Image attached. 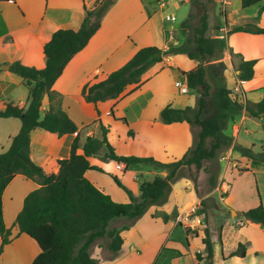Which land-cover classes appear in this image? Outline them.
<instances>
[{
	"label": "crops",
	"instance_id": "obj_1",
	"mask_svg": "<svg viewBox=\"0 0 264 264\" xmlns=\"http://www.w3.org/2000/svg\"><path fill=\"white\" fill-rule=\"evenodd\" d=\"M51 1L46 0L45 5H42V0H0V65H10L13 62H19L24 66L41 70L45 67L46 61L42 44L47 43L52 34L59 29L76 31L80 28L85 16L84 9L87 0H78L79 2L74 5L54 3L52 6L50 5ZM120 1L122 0H118L117 3ZM144 1L130 0L132 4L128 14L131 20L130 24L124 28L121 26L122 22L108 19L110 17L109 13L115 7L110 9L103 16L99 30L90 39L88 45L73 57L53 87L56 92L62 95V108L68 113L79 129L80 149L78 150V154H82L81 147L87 137L92 136L98 139H101V137L95 131L83 134V129L97 118L95 115L86 117L83 120L79 116L80 111L77 109L76 101L72 99L73 96H81V89L89 79L99 78V80H103L107 75L121 68L139 49L148 46L159 47L160 45H164L162 42L170 43L175 40L173 30L177 27L165 26L162 17L156 20L157 13L149 16L148 10L144 6ZM239 1L241 4V0ZM263 5L264 2L258 3L248 9H241L240 7L237 9L238 22H227L226 14L224 21H226V25L229 28L245 24H255L260 28H264ZM160 6L161 9L156 12L161 13L164 4H160ZM63 12L65 14L62 15ZM152 39L154 40L151 43ZM224 42L226 49L219 62L228 67L230 72L235 70L234 79L236 80V84H240L243 103L246 101L251 104L258 103L264 94V35L241 32L227 33ZM184 59L187 58H182L175 69L172 67H166L165 69L158 68L150 76L143 79L146 82L138 91L113 104L104 113L99 112L102 125L108 128L107 139L112 134L114 126L122 125L127 129L138 127L145 136L142 148L145 147L149 150V146L155 148L154 146L158 145L157 150L161 151V155L182 158L190 146L193 145V128L186 123H173L169 125L161 123L159 114L167 105L151 111L153 109L151 101L155 97L172 99L173 90L179 93V95H187L191 92L180 94L178 88H175L178 75H180L178 69H180ZM251 60H256L253 68V77L250 81L240 83L237 79V68L242 62ZM28 96V88L20 77L9 70L0 71V108H3L4 103H13L19 107L26 108ZM45 103L46 106H44ZM167 104L174 109L193 108L196 105V97L192 96V98L187 99L186 104L182 107L175 105L179 104V101L175 102L173 100L172 103ZM47 106L48 100L45 97L42 115L46 111ZM111 108H113V115L109 114ZM244 114L237 116L239 125L241 126L244 125L246 120L254 118L252 115L247 114L246 111ZM75 118L79 120V124L76 123ZM120 119H125L127 126L122 121H117ZM258 120L261 121V125L264 128V117H260ZM20 126V121L17 119H0V154L5 153L9 149L11 140L18 134ZM155 131L163 133L161 142H159L160 139L156 135L153 136ZM238 136L239 130L234 135V139ZM74 138L75 135H63L59 137L40 128L34 129L29 135L30 159L41 167L46 174H56L58 172L57 161L69 157L70 146ZM140 139L142 138L140 137ZM125 140L127 145L135 146L139 138L136 135L129 137L127 134ZM251 146L246 145L245 147ZM103 155L104 153L101 154V156ZM126 156L152 157L157 161L162 160L151 152L145 154L138 152L134 154L129 153ZM89 162L92 166L101 168L104 172L112 173V175L116 176L117 173L115 174L112 171V167L115 165L117 167L116 170L121 173V176L117 175L121 182L122 177L134 167L131 166L124 171L122 165L118 168V165L114 162H103L98 158H90ZM246 168L249 170L237 176L250 175L255 181V188L257 190L258 183L254 172L264 169V165L255 163L251 165L247 163ZM89 173H96L110 180L112 179L100 172H86L85 177L104 193L103 190L105 189L102 188V182H94L93 180L95 179L89 177ZM147 174L152 175L154 178L157 176L165 177V174H158L154 169ZM139 186L140 184L137 189L138 195ZM233 187L232 185L231 190L224 196L223 200L231 198ZM38 188L39 186L34 182L22 175H16L4 190L2 196L3 218L6 227L11 229L12 241L3 247L0 253V264H32L33 260L40 253L37 243L26 234H18V229L14 226L15 219L22 209L25 197ZM181 190L185 192L183 196H189V193L194 191V186L188 182ZM178 193L176 190H173V186L171 185L168 200L164 205L151 206L135 222L130 223L128 221L129 224L125 225L127 226L126 230H122L124 226L121 229L119 228L123 244L118 252L112 253L107 249L108 241L106 239H97L89 248L90 257L96 261V264H197L195 253L203 251L204 246L199 241L201 247L198 246L197 251H195V246H192L190 240L197 241L195 240L196 238L192 239L189 234L186 236L184 227L177 225L174 217L179 212V208L185 209L192 204H198L204 197H199L195 194L198 197L195 201H188L184 204V201L177 199ZM124 197L125 199L122 200L128 203L129 199L127 195L125 194ZM111 198L113 200L112 196ZM244 203L245 200L242 204H238L235 213L245 212L257 207L259 204L264 206V199L262 201L259 198L257 204L253 206H247ZM229 212L231 213V211ZM162 215L167 216L168 220L163 221ZM111 223L109 230L114 229ZM237 224L239 225L237 226ZM235 226L244 235V243L239 244L244 245L246 255L244 258L232 257L234 261L244 264L246 258L249 255H253L250 261L252 264H256V262L264 264V260L260 259L261 256L264 257V228L257 224L243 223L242 221L237 222ZM178 228L185 233L183 241L175 236L176 229ZM162 254L165 257L159 263ZM186 257L190 258V263L185 261Z\"/></svg>",
	"mask_w": 264,
	"mask_h": 264
},
{
	"label": "trees",
	"instance_id": "obj_2",
	"mask_svg": "<svg viewBox=\"0 0 264 264\" xmlns=\"http://www.w3.org/2000/svg\"><path fill=\"white\" fill-rule=\"evenodd\" d=\"M264 0H241V9H248ZM107 3L98 10H85V16L78 30L59 29L50 40L42 44L45 57V67L38 70L27 67L19 62L9 65V71L20 77L28 87V105L26 108L13 103H4L0 108V119L14 118L20 121V130L12 138L9 149L0 154V253L12 241V232L7 228L3 218L2 196L4 190L16 175L39 186L29 193L18 213L14 226L18 234H26L33 239L40 253L32 264H96L89 255L90 246L97 239L108 241L107 249L116 253L121 249L123 240L121 231L109 230L110 223L123 218L130 223L141 218L151 206L164 205L169 197L171 185L182 177L183 169L194 167L200 169L204 161L214 160L218 153L225 148H232L247 160L264 165V144L262 150L255 152L253 146L245 147L237 143H227L221 135L222 126L230 119L233 112H249L252 117L260 119L264 114V94L256 103H243L232 90L223 86L218 91L219 101L208 114L207 99L210 96V86L206 81L207 61L216 55L223 54L226 45L219 39L208 37V15L206 9L198 17L197 25L189 31L183 32L184 41L164 51L156 46L139 49L136 54L121 68L107 75L103 80L92 85L85 84L81 89L83 100L96 106L111 101L114 104L124 97L138 91L146 81L142 78L146 71L158 65L164 67L166 56L183 55L189 60L199 63L189 71H179L185 78L189 91L198 93L195 107L174 109L170 105L163 108L159 120L165 125L186 123L191 128H198L197 139L192 147L177 161L163 163L152 157L121 156L118 155L108 142V129L103 125L101 139L89 136L80 149L79 129L68 113L62 108V95L53 87L62 76L66 66L75 55L81 52L90 39L99 30L102 10L109 6ZM264 12V5L262 6ZM227 28L226 21L223 22ZM215 28L214 31H218ZM248 33L264 35V28L255 24L228 28L227 33ZM256 60L244 61L238 68L237 79L250 81ZM47 97L48 106L42 115L43 100ZM113 115V108L109 111ZM97 115L100 113L97 111ZM126 126L125 119H120ZM63 135H75L70 146L67 159L58 160V172L46 174L41 167L32 162L29 156L30 132L34 129ZM128 136L133 133L128 131ZM102 149L106 152L100 156ZM90 158H98L103 162H114L122 165L124 171L131 166H149L156 172L165 171V177H155L150 182L141 183L139 195L122 184L120 179L104 172L101 168L92 166ZM88 171H96L108 175L113 182L128 197V203H116L112 198L96 188L86 177ZM211 186H214L210 178ZM238 217L243 223L249 222L264 228V206L240 212ZM163 221L168 217L162 215ZM124 226L122 230H126ZM188 233L186 232V236ZM197 236V234H195ZM206 250L208 262L212 261V251L207 237L201 240ZM246 249L238 244L237 248L228 254L229 258H244ZM196 262H203L196 254Z\"/></svg>",
	"mask_w": 264,
	"mask_h": 264
},
{
	"label": "rangeland",
	"instance_id": "obj_3",
	"mask_svg": "<svg viewBox=\"0 0 264 264\" xmlns=\"http://www.w3.org/2000/svg\"><path fill=\"white\" fill-rule=\"evenodd\" d=\"M45 2L46 0H42V5H45ZM78 2V0H52L50 5L52 6V4L54 3L74 5ZM117 2L118 0H87L85 3V10H98L99 8L104 7L107 3H111L109 6L105 7V9L102 10L103 16L110 9L115 7L113 11L109 13L110 17L108 19H113L116 22H122L121 26H123L122 28H124L126 25L128 26L130 24L131 18L128 13L130 12L132 3H130V0H122L119 3ZM229 3L230 4L226 7V11L219 7L217 0H145L144 6L146 10H148L149 16L153 15L154 13H157L156 20H159V17H162L164 19L165 26L167 25L170 27H177L173 30L175 40L170 43L162 42L164 45H160L158 47L164 51H167L170 47L177 46L184 41L183 32L189 31L191 28L197 25L198 17L202 14L203 9H206L208 15L209 32H207V36L212 39H218L217 37L221 33V29H225V32H227L229 28L228 25L227 28H224L223 25L225 13L227 22L239 21L237 9L240 8V1L230 0ZM160 4H164L161 13L156 12L161 9ZM63 14H65V12H63L62 15ZM167 16L173 17L174 21H167ZM215 28H218L219 30L214 31ZM153 40L154 39L151 40V43L153 42ZM222 56V54L216 55L207 61L208 66L206 70V81L210 86V96L207 99L208 108L206 110V114L210 113L218 103L219 89L223 86H226V88L232 90L234 84H236V80L234 79L235 70H233V72H230L228 67H226L222 62H219L220 59H222ZM182 58L186 57L183 55L166 56L163 59L165 65L162 69H165L166 67H172L174 69L177 68V65L181 62ZM198 63V60L193 61L189 59H184L183 63L180 66V69L191 70L196 65H198ZM158 68H160V66L155 65L148 69L142 79L150 76ZM180 69H178V71H181ZM99 81H101L99 80V78H92L89 79L86 84L92 85ZM177 82H180L184 85L186 84V81L185 79H183L181 74L178 75ZM175 95L176 97H174ZM197 95L198 93L194 91H191L187 95H179V93L173 90V96L171 97L172 99H161L159 97H155L151 101V103H153V109H151V111H154L155 108L169 105L167 103H172L173 100L175 102L179 101V104H175L176 106L178 105L177 107H182L186 104V100L192 98V96H195L197 100ZM72 99L76 101L77 109L80 111L79 116L83 118V120L86 119V117H91L95 115L97 118L96 120H94V122L90 123L87 127L83 129V134L95 131L96 134L101 137L100 127L102 126V123L100 121V115H97V111L100 113H104L114 103L108 101L94 106L92 104L86 103L83 100L82 96L75 95ZM44 106H46V103L44 104ZM244 113L245 111L239 114L233 112L231 114L230 119L222 126L221 135L226 138L227 143L236 142L243 146L253 145V150L255 152H259L262 150V145L264 141V128L261 125V121L254 118L251 120H246V122L242 126L239 125V120L237 116L245 115ZM76 121V123H80L79 120L76 119ZM238 130L239 136L234 139V135ZM128 131H131L133 133V136L136 135V137L139 138V141L138 143H135V146L126 144L125 138H127ZM141 131L142 130L138 127L127 129L125 126L117 125L114 126L112 134L108 139V142L111 147L115 150V152L121 156H126L129 153L134 154L138 152L141 154H145L151 152L161 158L162 160L159 161L162 162H172L179 159L178 156L171 157V155H161V151L157 150V148L159 147L158 145L154 146L155 148L149 146V150L145 147L142 148L145 136ZM192 132L193 139L195 141L197 139L198 128L194 127L192 129ZM155 135L160 139L159 142H161L163 138V133L155 131L153 136ZM140 137L142 139H140ZM191 147L192 146H190V148ZM105 152L106 150L102 149L100 152V156L102 153ZM247 163H250L252 165L255 162L243 158L240 153L234 151L231 147L225 148L218 153L217 157L214 160L204 161L200 169H195L194 167H191L189 169H183L181 174L182 177L172 184L173 190L179 192L177 195V199L184 201V204H186L188 201H195L196 198H198L195 194H197L199 197H204L201 201H199L198 204H192L185 209L179 208V212L176 214L177 216L180 213L186 212L190 207L195 206L196 215L200 216V218L202 219V224L205 227H199L195 229L184 228V230L190 235L192 239L196 238L195 240H197H190L192 246H195V251H197L198 246L201 247V243L199 241H201L205 237H207L209 240L210 248L212 251V261L208 262L206 258V250L204 247L203 251H198L199 253H195V258L196 254H199L203 260V262H200L199 264L238 263H236L233 258L229 259L228 254L231 251L235 250L239 243H244V235L235 226L237 222L242 220L238 217L239 213L236 212L235 218L232 217L231 213L232 211H237L236 208L238 207V204H242L244 200V205L253 206L257 204L259 198L262 201L264 199V169L259 170L258 172H254L258 183L257 190L255 188V181L250 175H241V177L237 176L239 174H242L244 171L249 170L248 168H246ZM113 166L114 167H112V171H114L115 174L117 173L118 176H121L120 171L116 170L117 167H115V165ZM119 167H121V165H118V168ZM149 171H152V168L149 166H134L129 170V173L122 177L123 184L131 190L132 194L135 197L138 196V185L144 182H150L154 178L152 175L147 174ZM158 174L166 175V172L160 170L158 171ZM89 177L95 179L93 181L96 183L102 182V188L105 189L103 190L104 193L107 195L110 194L109 196H112L113 200L116 203H126L125 201H123L125 199V194L120 188L117 187L113 180H110L105 176L97 175L96 173H89ZM210 178H212L214 186H211ZM188 182L190 185L192 184V186H194V191L189 193V196H183L185 192L181 189L184 185H187ZM232 185L234 187L231 193V198L229 200H223L224 196L228 194L231 190ZM229 211H231V213ZM176 216L174 217V220ZM127 224H129V222L123 218L116 219L113 221V223H111L112 227L116 230H118L119 228L121 229ZM238 225L239 224H237V226ZM195 234H197V236ZM175 236L179 237L181 241H183L185 233L183 230H180L178 228L176 229ZM164 257L165 256H163L162 254V258L160 259L159 263H161V260H163ZM252 257L253 255H249L246 258L244 264H252L250 262ZM260 259L264 260V257L261 256ZM185 261L187 263L191 262L189 257H186ZM256 264L259 263L256 262Z\"/></svg>",
	"mask_w": 264,
	"mask_h": 264
},
{
	"label": "built area",
	"instance_id": "obj_4",
	"mask_svg": "<svg viewBox=\"0 0 264 264\" xmlns=\"http://www.w3.org/2000/svg\"><path fill=\"white\" fill-rule=\"evenodd\" d=\"M229 2H230V0H217L219 7L224 9L225 11H226V7L230 4ZM166 20L167 21H174V18L167 16ZM224 32H225V29H221V33L219 34V36L217 38L221 39V40H225L227 32H225V33ZM240 83H243V81H240ZM176 88H178L180 94H187L189 92L187 85L186 84L184 85L180 82L176 83ZM232 92H233V94L237 95L242 102H244L243 97L241 95L242 92H241L240 84L234 85L232 88ZM195 211H196V207L192 206L186 212H183V213H180L179 215H177L175 218L176 224L179 226H182L184 228H187V229H195V228H199V227L200 228L205 227L202 224V219L200 218V216L196 215Z\"/></svg>",
	"mask_w": 264,
	"mask_h": 264
},
{
	"label": "water",
	"instance_id": "obj_5",
	"mask_svg": "<svg viewBox=\"0 0 264 264\" xmlns=\"http://www.w3.org/2000/svg\"><path fill=\"white\" fill-rule=\"evenodd\" d=\"M9 70V65L7 64H3V65H0V71H7ZM247 114L251 115L249 112H247ZM261 117H264V114H261ZM232 217L235 218L236 217V213L232 211Z\"/></svg>",
	"mask_w": 264,
	"mask_h": 264
}]
</instances>
